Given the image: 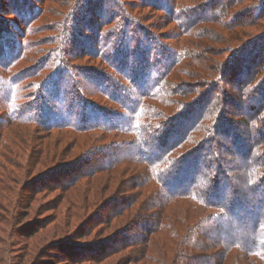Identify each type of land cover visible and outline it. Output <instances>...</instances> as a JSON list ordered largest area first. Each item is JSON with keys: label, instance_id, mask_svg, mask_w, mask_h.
Instances as JSON below:
<instances>
[{"label": "trees", "instance_id": "obj_1", "mask_svg": "<svg viewBox=\"0 0 264 264\" xmlns=\"http://www.w3.org/2000/svg\"><path fill=\"white\" fill-rule=\"evenodd\" d=\"M131 1H97L112 3L90 15L98 18L89 31L95 48L82 57L94 63L91 68L72 65L82 54L68 43L86 22L84 0L62 3L65 11L51 25L31 30L41 15L25 22L26 36L20 33L15 47L18 60L35 48L36 32L55 34L41 41L50 44L47 59L27 71L36 98L58 76L64 92L42 98V107L32 104V120L12 113L7 118L32 125V139L25 141L32 142V172L28 166L21 176L31 186L22 183L25 193L15 210L20 214L32 204L34 211L37 198L53 192L61 193L48 208L62 210L37 228L34 217L23 238L47 232L43 242H51L22 248L9 263L41 264L59 249L65 264H115L106 260L127 250L130 255L116 264H147L144 258L152 264H264V0ZM142 7L161 16L148 24L137 13ZM16 10L12 16L18 18ZM165 17L175 27L162 37L153 30L167 28L160 22ZM234 76L241 79L230 91ZM53 133H66V145L62 134ZM82 138H91L90 144ZM37 165L43 169L34 174ZM124 166L143 169L136 177L140 187L157 185L152 213L134 215L105 237L93 236L131 203L102 213L108 206L90 200L99 187L87 184ZM2 174L0 167V184ZM188 199L210 211L196 226L187 223L184 210L166 217L158 212Z\"/></svg>", "mask_w": 264, "mask_h": 264}, {"label": "rangeland", "instance_id": "obj_2", "mask_svg": "<svg viewBox=\"0 0 264 264\" xmlns=\"http://www.w3.org/2000/svg\"><path fill=\"white\" fill-rule=\"evenodd\" d=\"M79 1L81 2L83 0H0V52H2L1 55H6L4 58H0V167L3 171L2 177L4 178L3 182L0 184V264H10V260L17 257L20 251L22 252V248L26 249V247H30L31 249V246L38 245V242L42 245L50 243L51 238H49L48 241L45 239L46 242H43L46 235L45 233L47 232H42L37 238L33 239H24L23 235H27L32 231V219L34 217L37 222L35 228H37L41 222L48 223L52 217L57 213L59 214L62 210V207L57 209V211H50L48 208L53 205L61 192L47 193L39 196L35 204H33L34 211L32 210V204L29 209L22 210L20 214L16 213L15 210V203L20 201V196L23 197L22 193H25L22 188V183L24 184L23 187L26 186L29 188V186H31V184H27L29 180H22L21 176L24 173H27L26 168L28 166L31 167L30 172H32V160H30L28 156L32 152V142L25 143L26 140L32 139V125L18 122L12 123V121H9L7 118L10 117L12 113V115L21 119L32 120V113L28 109L29 107L32 108V104L38 103V106L42 107V101L44 100H41L42 98L51 93L62 95L64 92V90L61 92L62 87L59 85L61 83V78L58 76L53 85H45V87H43L40 94L41 98H36L38 93L32 90L31 85H29V83H32V79L26 77L29 74L27 72L28 70L32 72V66H35L36 63L42 61L45 57L47 59L48 56L45 51H49L51 47L49 43H41V41L53 38L55 36L53 32H36L34 35L35 48L32 50V48L29 47L28 51L22 54L20 60H18L19 55L15 51V47L17 43L22 41L20 33L21 35L26 36L24 25L25 22L29 20L28 17L32 16L33 18L34 16L41 15V18L30 26L31 30L33 28H38L41 24H46V26L51 25L61 18L62 15L59 13L65 11L61 8L62 3L65 2L66 4L69 3L72 5L74 2L73 5H75ZM84 1L86 7L84 11L89 15L86 14V22L78 26V34L73 38H70L68 41L70 45L69 49L76 53H81V57L86 54L85 50L87 51L95 48V35L90 34L89 31L94 20L98 18L93 19L90 15L101 14V7L108 8L112 3L107 2L106 5H101V2L97 4L98 0H92V4H90L91 0ZM125 1L133 3L131 0ZM190 3L193 4L192 1ZM148 5H150V3H148ZM15 9H17L16 12L20 14L18 18L12 16V12ZM137 13L142 19L145 17V21L148 24H152L153 21L161 16L159 12L143 7L137 11ZM8 21L10 23L5 25L4 23ZM160 22L162 25H166L167 28L153 30V32L165 37L166 34L168 35L169 30L173 29L175 25L170 23L169 17L168 19L166 17L163 18ZM75 26L77 27V24ZM106 29L109 30L110 28L107 27ZM148 30L150 29L148 28ZM68 43L66 45L67 47H69ZM72 65L77 68L84 66H87V68L94 67V63L86 57H82ZM240 79L241 76L232 77V81L229 85L230 91H233L236 88ZM234 103L237 105V102ZM238 108L241 109V106H238ZM228 109H231L230 111L233 110L230 105ZM228 120L233 123L237 122L232 117H228ZM40 133L44 134L45 132ZM61 134L63 135L62 138L65 139L64 145H66V133H53L52 135L56 136ZM96 137L98 136L96 135ZM246 137L247 140L250 138L249 135H244V138ZM90 142L91 138H82V143L84 145H89ZM23 147H25V149ZM66 150V148H63L59 151H65L63 152L64 157H67L66 159H68V150ZM27 156L28 158H26ZM59 160H61V158H58L57 161ZM53 163L54 162L50 163L48 166ZM13 165H18L19 169H16ZM42 169V166L37 165L35 166L33 173L36 174L37 172L42 171ZM71 170L75 172V169L72 168ZM142 171L143 169L138 167L124 166L114 172H101L93 181L88 184L85 182L90 187H99L98 193H96L97 195L95 194L90 200L91 202L94 201L99 208H103L106 205L108 206V210L105 209L102 213H107V211L115 212L114 207L119 206L121 203H126V200L131 203L130 206H128V203L126 205L124 204L126 209L125 211L123 210L124 212L121 217L119 216L116 220L110 221L109 226L101 224L96 230H94L93 236L98 233V236L105 237L112 232H116L123 226L132 223L133 220L131 219L134 215L139 213L144 214L143 212H145V214L152 213L150 211V206L157 185L149 183L144 187H140L137 183L138 180L136 177L139 176ZM10 175H12L14 179L10 178ZM92 183L93 186L91 185ZM95 188L93 190L96 192L97 189ZM192 201V199H188L181 201V205H171L174 210L168 208L163 211H157L161 213L163 212L166 217V214H174L178 213L179 210H184V213H187V217L190 220L187 223L196 226L207 214L210 213V211H206V209L197 206ZM41 208H43V210H40ZM26 215H29L30 217H25ZM52 224L53 223L51 222L49 226L51 227ZM74 227L75 225L71 227V231L74 230ZM93 236L91 238H93ZM20 238H22L21 241ZM87 240H89V238H87ZM77 243L88 244V242L83 241ZM80 246L83 247L82 245ZM130 253L129 250L117 253L110 260L108 259L106 261L114 262L116 264L117 261L127 258ZM59 254H62L59 252V249H53L42 258L41 264H65L64 262H61ZM149 254H151L150 251ZM138 256L139 255H137V257ZM143 261H146L147 264H152L149 258H144ZM137 264H145V262H137Z\"/></svg>", "mask_w": 264, "mask_h": 264}]
</instances>
